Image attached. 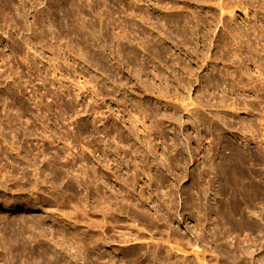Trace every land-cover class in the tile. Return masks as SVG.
<instances>
[{
    "label": "rangeland",
    "instance_id": "374dc122",
    "mask_svg": "<svg viewBox=\"0 0 264 264\" xmlns=\"http://www.w3.org/2000/svg\"><path fill=\"white\" fill-rule=\"evenodd\" d=\"M219 1L0 0V264H264V0Z\"/></svg>",
    "mask_w": 264,
    "mask_h": 264
},
{
    "label": "bare ground",
    "instance_id": "6f19581e",
    "mask_svg": "<svg viewBox=\"0 0 264 264\" xmlns=\"http://www.w3.org/2000/svg\"><path fill=\"white\" fill-rule=\"evenodd\" d=\"M218 1V0H217ZM231 1L232 0H220L219 2H217V6H218V8H220V11H221V15H226V14H231V13H233V11H230V10H233V7H237V6H235V3H231ZM237 3H238V1H236ZM216 3V2H215ZM239 5H240V2H239ZM243 5V3L241 4V6ZM223 16H222V18H223ZM213 18V17H212ZM232 18V17H231ZM226 22V21H225ZM224 22V23H225ZM223 23V25H224V28L225 27H227L226 25H228V23L227 24H224ZM262 37H264V35H261ZM231 39H233V37L231 36ZM263 39V38H262ZM240 40H241V38H240ZM241 41H243V39L241 40ZM219 46H217V48L219 49L218 51H219V53H221L222 54V58L224 59L225 58V55H228L229 54V52H231V43L229 42V41H225L224 39H220L219 40ZM234 44L235 45H237V43L234 41ZM206 48V47H205ZM251 49H253L254 51H256L257 50V48H251ZM209 51H210V49H208ZM208 51V52H209ZM207 52V53H208ZM204 54V57L205 58H207V59H210V58H213L212 56H210V55H208V54ZM201 56H203V53H201ZM240 55L239 54H237V52H234L233 53V59H235L236 57H239ZM203 57V58H204ZM222 59V60H223ZM206 60V59H205ZM211 60V59H210ZM214 60H216V59H214ZM229 61V59L226 61V62H228ZM203 62V61H202ZM216 62V61H215ZM231 63H234V61L232 60V61H230ZM211 64H212V62H210ZM214 65V64H213ZM215 66V65H214ZM261 66V65H260ZM260 66H258V68L257 69H259L260 70V73L262 72V70H263V68L262 67H260ZM216 67V66H215ZM190 73H191V75L189 74L188 76L190 77H194V75L195 74H193L194 72L192 71V70H190L189 71ZM233 74V73H232ZM244 74H246V72L245 71H240L239 72V75H241L242 77H243V75ZM188 79V78H187ZM188 81V80H187ZM232 81L234 82L235 81V79H232ZM186 83V82H185ZM191 82H189V84H190ZM187 84V83H186ZM185 84L183 83V86H184ZM186 86V85H185ZM191 86V85H190ZM188 88V87H187ZM244 88V87H243ZM242 88V89H243ZM185 90V89H184ZM187 91V90H186ZM190 100H191V98H189ZM188 101V100H187ZM254 101V100H253ZM182 102V101H181ZM185 101L183 100V102L182 103H184ZM192 104V103H191ZM251 104V103H250ZM245 105V104H244ZM248 105V104H247ZM186 106H188L187 105V103H186ZM192 106V105H191ZM251 106V105H250ZM193 107V106H192ZM198 107V106H197ZM234 107V106H233ZM236 107V106H235ZM238 107V106H237ZM189 108V107H188ZM187 109V108H186ZM195 110H197V108L195 109ZM200 111V110H199ZM194 112V111H193ZM195 113V112H194ZM198 113V112H197ZM262 119L264 120V118L262 117ZM251 125V124H250ZM237 159V158H236ZM235 161L236 160H234V164L231 162V164H229V163H227L226 164V167H225V170L224 171H222V175H223V177H228L229 179H228V181H225V185H224V187H225V189H228L229 191H231V192H237V189L240 187V181H241V179H240V181H239V175L241 174V170H242V168H241V166H240V163L239 162H237L236 161V163H235ZM230 162V161H229ZM241 177H243V174H241ZM238 181V182H237ZM239 183V184H238ZM239 186V187H238ZM241 190V189H240ZM238 191H239V189H238ZM242 191V190H241ZM240 191V192H241ZM232 203V209H231V204L229 203L228 204V206H227V209H226V214L227 213H229L230 212V216H232V215H240L241 213H240V208H241V205H240V203L238 202V199L237 200H235V202L234 201H231ZM168 210V209H167ZM170 211H171V209H170ZM156 216V215H155ZM171 250V249H170ZM242 250V249H241ZM243 251V250H242ZM244 251H245V249H244ZM243 251V252H244ZM246 251H250L249 249L248 250H246ZM245 251V252H246ZM157 252H159V251H157ZM156 252V253H157ZM170 252V251H169ZM168 252V253H169ZM243 252H241L242 254H243ZM244 252V253H245ZM247 253V252H246ZM248 253H250V252H248ZM252 253V252H251ZM158 255V254H157ZM156 255V256H157ZM252 255V254H251ZM159 257V256H158ZM198 257V256H197ZM155 258H157V257H155ZM197 259H199V258H197ZM200 260V259H199ZM175 264V263H174Z\"/></svg>",
    "mask_w": 264,
    "mask_h": 264
}]
</instances>
